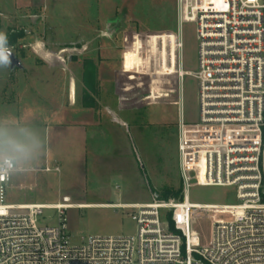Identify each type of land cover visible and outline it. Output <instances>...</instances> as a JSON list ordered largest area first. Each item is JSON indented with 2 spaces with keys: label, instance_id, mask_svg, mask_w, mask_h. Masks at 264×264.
<instances>
[{
  "label": "built area",
  "instance_id": "obj_1",
  "mask_svg": "<svg viewBox=\"0 0 264 264\" xmlns=\"http://www.w3.org/2000/svg\"><path fill=\"white\" fill-rule=\"evenodd\" d=\"M176 9V69L169 44L137 46L153 67L164 66L166 51L169 76L197 83V119L181 115L178 123L182 199L107 205L135 210L136 232L73 245L63 217L69 207L4 203L11 178L0 182V264H264V0H176ZM187 24L195 26L193 72L182 67ZM193 185L235 192V203L217 204L231 216L212 222L207 245L191 231L200 211ZM44 210L58 211L59 222L43 224Z\"/></svg>",
  "mask_w": 264,
  "mask_h": 264
},
{
  "label": "rangeland",
  "instance_id": "obj_2",
  "mask_svg": "<svg viewBox=\"0 0 264 264\" xmlns=\"http://www.w3.org/2000/svg\"><path fill=\"white\" fill-rule=\"evenodd\" d=\"M177 23L176 0H0V32L7 34L9 46L21 62V67L0 68V116L8 114V102L22 96L25 82L29 84L33 77L42 78L48 73L47 66L68 59L84 60L93 50L103 47L142 43L143 40L146 43L154 40L161 46L169 44L176 69ZM93 42L94 48L91 47ZM183 44V69L193 72L198 65L194 25L184 26ZM49 54L51 62H48ZM116 61L112 66L119 67ZM146 61L149 62V57ZM160 66V77L169 75L166 51L165 64L160 63ZM51 79L45 82L48 84L45 88L37 87L39 89L33 92L26 86V92L34 100L29 107L37 113L42 111L40 103L44 96L50 100L49 97L59 94L57 76ZM161 86L160 94L169 90ZM80 88L79 84L78 94ZM185 92V120L194 122L198 105L197 83L192 77H186ZM166 94L163 95L166 100L173 99L171 94ZM142 96L145 94L136 96L135 103H126L139 106L145 103L143 99V103L140 101ZM9 109L14 117L20 110L18 106ZM138 111L135 115L138 124L131 126L128 138L122 137L120 142L117 138L118 145H113L109 152L97 155L63 153L60 158L44 161L41 157L31 171L12 177L6 185L4 203L77 205L180 201L183 190L177 150L178 110L173 106L156 105L143 106ZM190 194L194 203L236 202L235 192L230 188L193 185ZM199 209L191 231L194 242L207 245L212 222L231 215L222 209ZM63 212L73 245H80L91 236L136 232L135 220L130 217L135 212L133 209L73 207ZM171 216L169 212L170 219ZM59 219L56 210H44L40 217V221L48 225L57 224Z\"/></svg>",
  "mask_w": 264,
  "mask_h": 264
},
{
  "label": "crops",
  "instance_id": "obj_3",
  "mask_svg": "<svg viewBox=\"0 0 264 264\" xmlns=\"http://www.w3.org/2000/svg\"><path fill=\"white\" fill-rule=\"evenodd\" d=\"M91 47L94 48V42ZM93 51L84 60L68 59L47 66L48 73L44 77H33L29 84L25 82L21 88L22 96L7 104L8 114L6 115H12L10 107L18 106L20 110L15 114L16 118H23L33 126L43 129L41 133L46 141V151L41 156L42 161L58 158L63 153L106 154L113 145H118L117 138L119 142L122 137L128 138L131 126L134 127L139 122L135 115L143 106H173L177 108L179 117L183 115L185 119L186 78L180 84L175 74L173 77L169 75L160 77L161 66L153 67L149 53H141L137 43L127 44L126 42ZM147 57L149 62L146 61ZM116 60L119 62V67L112 66L117 63ZM87 61L89 70L90 65L94 66V80L89 84L83 81ZM54 75L57 76L59 94L57 97H49L50 100H46L44 96L40 103L42 111L37 113L34 108L29 107V105L33 106L34 100H31V95L26 92V86H29L32 92L41 87L45 88L48 80L54 78ZM79 84L81 85L80 94H78ZM161 85L169 90L160 94ZM143 93L145 97L142 96L140 101L143 103L145 100V103L139 106H128L127 103L132 101L135 103L136 96ZM166 93L171 94L173 99L166 100ZM164 94H166L165 98ZM168 102H170L169 105ZM110 204L118 203L77 205H85L84 207L87 208L108 207L107 205ZM200 205L217 206V204Z\"/></svg>",
  "mask_w": 264,
  "mask_h": 264
},
{
  "label": "clouds",
  "instance_id": "obj_4",
  "mask_svg": "<svg viewBox=\"0 0 264 264\" xmlns=\"http://www.w3.org/2000/svg\"><path fill=\"white\" fill-rule=\"evenodd\" d=\"M11 56L8 36L0 32V68H10ZM45 151L46 141L40 129L23 118L0 116V182L31 171Z\"/></svg>",
  "mask_w": 264,
  "mask_h": 264
},
{
  "label": "trees",
  "instance_id": "obj_5",
  "mask_svg": "<svg viewBox=\"0 0 264 264\" xmlns=\"http://www.w3.org/2000/svg\"><path fill=\"white\" fill-rule=\"evenodd\" d=\"M87 63H88V61L86 62L85 72H84V76H83V81H84L85 84L92 83L93 80H94V66L90 65L91 69L89 70L87 68L88 67ZM168 214H167V217H168ZM168 222H169L170 229H173V224H172V221H171L170 217H168Z\"/></svg>",
  "mask_w": 264,
  "mask_h": 264
},
{
  "label": "bare ground",
  "instance_id": "obj_6",
  "mask_svg": "<svg viewBox=\"0 0 264 264\" xmlns=\"http://www.w3.org/2000/svg\"><path fill=\"white\" fill-rule=\"evenodd\" d=\"M58 207H69V208H73V207H84L85 205H72V204H59L57 205ZM196 208H206V209H218L219 207L216 205H208V206H202L200 204H196L195 205ZM48 208H52V205L49 204Z\"/></svg>",
  "mask_w": 264,
  "mask_h": 264
},
{
  "label": "water",
  "instance_id": "obj_7",
  "mask_svg": "<svg viewBox=\"0 0 264 264\" xmlns=\"http://www.w3.org/2000/svg\"><path fill=\"white\" fill-rule=\"evenodd\" d=\"M10 59H11V66H10L11 69L15 67H21V62L13 51H12V56L10 57Z\"/></svg>",
  "mask_w": 264,
  "mask_h": 264
}]
</instances>
